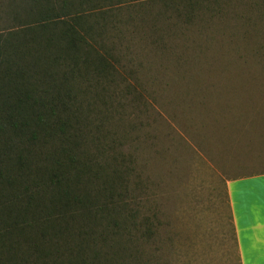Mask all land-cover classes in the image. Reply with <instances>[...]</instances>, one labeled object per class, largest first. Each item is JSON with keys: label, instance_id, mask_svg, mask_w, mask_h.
Masks as SVG:
<instances>
[{"label": "rangeland", "instance_id": "374dc122", "mask_svg": "<svg viewBox=\"0 0 264 264\" xmlns=\"http://www.w3.org/2000/svg\"><path fill=\"white\" fill-rule=\"evenodd\" d=\"M147 2H98L121 9L93 43L106 70L67 76L65 125L27 147V184L66 154L81 169L94 219L52 242L58 263L239 264L225 181L264 173V0H209L189 22Z\"/></svg>", "mask_w": 264, "mask_h": 264}, {"label": "trees", "instance_id": "16d2710c", "mask_svg": "<svg viewBox=\"0 0 264 264\" xmlns=\"http://www.w3.org/2000/svg\"><path fill=\"white\" fill-rule=\"evenodd\" d=\"M103 1L0 0V245L6 252V264L27 261V253L34 257L30 264H62L54 260L56 242H52L73 236L69 232L76 217L88 224L94 219L89 196L78 190L77 170L81 169L69 165V154L63 167L42 169L44 187L36 185L30 191L24 152L33 142L40 143L43 132L59 123L65 125L62 116L55 119L53 108L64 107L70 87L67 81L74 80L76 72L90 68L97 74L105 72V60L94 56L93 43H102L103 32L121 24L116 17L121 9L103 8L98 3ZM207 3L148 0L146 4L171 8L177 19L189 22L200 9L208 10ZM49 89H57L56 96ZM107 205L100 210L107 211ZM24 246L28 250H21Z\"/></svg>", "mask_w": 264, "mask_h": 264}, {"label": "crops", "instance_id": "0c3cea01", "mask_svg": "<svg viewBox=\"0 0 264 264\" xmlns=\"http://www.w3.org/2000/svg\"><path fill=\"white\" fill-rule=\"evenodd\" d=\"M225 190L239 264H264V173L227 179Z\"/></svg>", "mask_w": 264, "mask_h": 264}]
</instances>
